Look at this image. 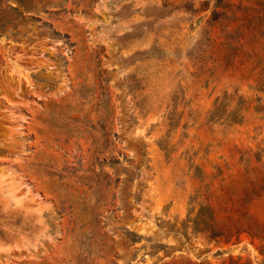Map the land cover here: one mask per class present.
Segmentation results:
<instances>
[{
    "label": "rangeland",
    "instance_id": "374dc122",
    "mask_svg": "<svg viewBox=\"0 0 264 264\" xmlns=\"http://www.w3.org/2000/svg\"><path fill=\"white\" fill-rule=\"evenodd\" d=\"M0 264H264V0H0Z\"/></svg>",
    "mask_w": 264,
    "mask_h": 264
},
{
    "label": "trees",
    "instance_id": "16d2710c",
    "mask_svg": "<svg viewBox=\"0 0 264 264\" xmlns=\"http://www.w3.org/2000/svg\"><path fill=\"white\" fill-rule=\"evenodd\" d=\"M210 221H213V216L211 214H209L207 216V218L204 220L203 223H204V225H207ZM208 227H210V229H211L212 226L209 224Z\"/></svg>",
    "mask_w": 264,
    "mask_h": 264
}]
</instances>
